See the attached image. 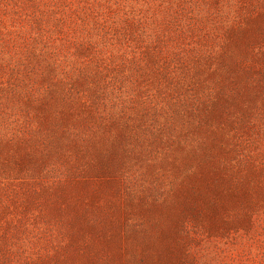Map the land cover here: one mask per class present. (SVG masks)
<instances>
[{"label":"rangeland","instance_id":"obj_1","mask_svg":"<svg viewBox=\"0 0 264 264\" xmlns=\"http://www.w3.org/2000/svg\"><path fill=\"white\" fill-rule=\"evenodd\" d=\"M0 264H264V0H0Z\"/></svg>","mask_w":264,"mask_h":264}]
</instances>
